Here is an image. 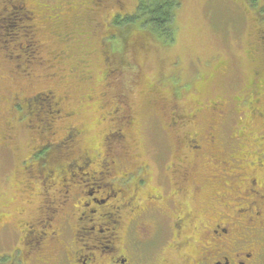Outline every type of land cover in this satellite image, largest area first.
I'll return each instance as SVG.
<instances>
[{
  "label": "rangeland",
  "instance_id": "rangeland-1",
  "mask_svg": "<svg viewBox=\"0 0 264 264\" xmlns=\"http://www.w3.org/2000/svg\"><path fill=\"white\" fill-rule=\"evenodd\" d=\"M12 1L0 0V264H21L28 230L36 235L45 229L40 220L57 190L37 180L38 172L74 162L84 167L81 156L95 160L88 170H99L97 164L105 161L122 172L148 166L152 175L163 166H188L196 184H188L179 199L181 214L194 221L211 216L205 205L214 200L220 210L228 203L229 214L247 207L238 197L244 188L238 177L251 167L241 159L255 160L261 146L252 142L258 128L242 111L249 105L254 72L264 73V21L258 16L264 0L259 8L252 0H181L169 43H160L138 21L115 23L118 15L134 13L139 0H99L87 14L90 0H25L36 11L31 23L42 45L34 59L21 49L32 39L19 13L10 11ZM27 60L38 62L26 66ZM48 90L62 98L63 110L56 115L50 101L44 111L37 103L44 123L55 115L51 131L42 133L33 127L38 116L27 104L26 113L14 107L13 96ZM72 128L70 150L58 149L47 162L42 152L34 154L43 138L64 140ZM216 128L223 161L211 160V152L218 151L206 143ZM226 192L231 193L219 197ZM192 233L194 227L187 230Z\"/></svg>",
  "mask_w": 264,
  "mask_h": 264
},
{
  "label": "flooded vegetation",
  "instance_id": "flooded-vegetation-1",
  "mask_svg": "<svg viewBox=\"0 0 264 264\" xmlns=\"http://www.w3.org/2000/svg\"><path fill=\"white\" fill-rule=\"evenodd\" d=\"M255 2L259 8L260 0H253ZM88 4V10L84 8L86 14L100 5L99 0H90ZM9 6L10 11L15 8L13 12L19 13V22L22 20L20 23L25 24L21 27L32 36V41L21 49L34 59L42 47L35 39V23L31 24L37 17L36 11L25 0H14ZM261 6L258 16L264 21V5ZM87 24L88 21L83 26L87 27ZM36 62L27 60L25 64ZM252 82L254 86L247 94L249 105L242 112L258 128L259 136L252 142L260 141L261 153L252 161L250 158L241 159L249 161L251 167L245 177H241V173L238 177L244 183L243 190H240L243 195L238 197L248 201L247 207L229 214L228 203L224 204L228 209L220 210L214 200L210 206H204L211 216L203 219L196 216L198 220L194 221L181 214L183 208L179 199L187 193L188 184H196L193 170L188 166H163L152 175L148 166L140 165L135 171L126 167L122 172L117 171L113 162L105 161L97 164L99 170H88L95 160L81 156L84 167L77 162L61 165L63 167L59 169L48 166L38 172V177L34 176L47 188L54 185L57 192L46 201L48 214L40 220L45 229L36 235L33 229L28 230L31 234L27 235V255L22 258L23 264H27L26 259L30 264H264V73L255 71ZM60 98L48 90L28 98L13 96V106L24 111L27 104L30 113L38 116L39 124L33 127L44 133L51 131V120L55 115L48 116L44 123L43 117L35 112L36 105L40 103L43 111L48 110L50 106L46 102L50 101L54 108L57 106L52 111L57 115L63 110ZM173 120L172 126H177L178 121ZM209 129L215 130L210 126ZM216 131V137L210 134L205 142L212 146L213 152L218 151L217 155L211 152V160L223 161L218 158L223 153V138L217 128ZM70 133L61 141L47 143V137L43 138L44 144L37 146L34 154L42 152L41 156H45L47 162L58 149L70 150L75 142V129L72 128ZM70 136L74 140H70ZM89 185L93 187L88 188ZM230 193L219 197L224 198ZM191 227L195 233L187 235ZM43 240L47 241L42 246ZM31 249L41 250L35 252L37 256L34 258L28 255ZM14 264L17 263L14 261Z\"/></svg>",
  "mask_w": 264,
  "mask_h": 264
},
{
  "label": "trees",
  "instance_id": "trees-1",
  "mask_svg": "<svg viewBox=\"0 0 264 264\" xmlns=\"http://www.w3.org/2000/svg\"><path fill=\"white\" fill-rule=\"evenodd\" d=\"M180 5L181 0H139L134 13L125 15L124 18L118 15L115 23L138 21L160 43H169L175 33L176 13ZM25 33L28 35L26 31ZM174 83L177 84L176 81Z\"/></svg>",
  "mask_w": 264,
  "mask_h": 264
}]
</instances>
